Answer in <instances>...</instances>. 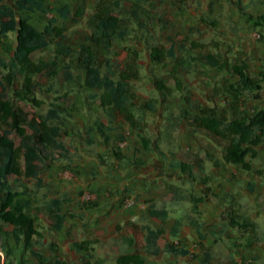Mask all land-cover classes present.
<instances>
[{"label": "crops", "instance_id": "crops-1", "mask_svg": "<svg viewBox=\"0 0 264 264\" xmlns=\"http://www.w3.org/2000/svg\"><path fill=\"white\" fill-rule=\"evenodd\" d=\"M51 1L48 0L46 6L54 11L43 15L51 16L49 22L56 21V26L60 21L66 22L72 18L84 17L86 15L85 10H91L90 3L92 5L93 1L95 5L90 15L92 17L97 5V0H85L89 6L87 5V8H84L82 17H76L73 6L76 7L77 1L81 0H76L74 4L70 2L56 8L51 6ZM122 2L125 9L129 10L131 8L128 0H122ZM242 3V0H240L238 5L242 7V18L248 27L251 30L264 31V28H256L248 23L244 13H250L247 7L242 6ZM260 7L257 16L250 15L258 17L264 14V3ZM65 8L70 9L72 12V16L67 20L62 19L57 12V10ZM155 9H157L154 10L155 14L164 19L166 27H161L158 22L150 27L146 26L145 23L144 25L134 23L135 31L124 39H116L113 50L110 54H107V57L108 55L119 54L117 44L119 42L124 43L123 53L119 57L122 58V62L125 61V63H122V67L118 68L113 62L116 57H111L110 60L107 58L104 69L90 76L76 64L71 65L73 80H68L65 72L62 75L63 81L72 85V90L80 91L83 95H86L84 99L82 96L79 102H76L72 98V93L70 94L68 89L64 90L63 95H68V98L61 101L68 102L67 104H61L63 110L66 111L65 114L72 116L79 112L83 116L84 123L89 126L88 128L93 127L97 121H100L109 137L108 142L98 132L92 135L86 133L85 139L88 141L89 148H94L97 143L109 146L114 141L122 143L128 148L130 140L135 139L134 141L138 143V147L141 149L139 153L144 157V161L140 162L139 165L133 164L132 153L134 149L127 154L121 150V157L116 154L110 164L103 163L102 165L99 162L102 147L99 150L89 151L85 155L81 153L84 157L83 163L77 169H73L74 182L65 186L66 197H55L65 199L62 206L63 227L61 231H53L50 238L45 237L43 245L35 250L42 253L47 261L42 262L25 250L40 264H56L57 260L66 261L70 264H83V260H87L91 264H118V258L124 254L141 255L145 260V264H201L205 259V253L199 247L201 243L210 249L212 257L219 264L223 262H228V264H264V176L258 173L256 167V160H264V147L259 149L258 158L252 161V171H245L241 167L226 164L223 161V156L220 158L222 161L221 166L216 168L206 160L205 153L199 156L201 160H204V170L201 171L198 167H194L191 175V173H185L181 169V164L193 163L181 159L176 154L179 147H183L182 141L184 139L193 140L194 138L193 129L183 118V114H190L192 108L199 110V103L195 101L194 97L189 96L194 89L192 90V87L184 79L180 80L178 72L186 70L185 74H188V72L198 71L201 67H204L216 70L232 79H237L239 83V78L231 77L220 69L206 65L203 59L210 55H221L230 64L243 63L239 60L231 63L228 60L229 58L220 51L199 55L197 50L201 46L198 42H179L172 35L168 37L170 45L163 44L157 35L162 31L169 30L171 24L167 22L158 5ZM198 19L201 24L208 25L214 30L217 29V22H215V26H212L210 22L214 21H210L203 16H198ZM203 19L207 22H204ZM185 23L189 27L190 22ZM47 24H45L44 29ZM86 24L85 21L80 23L85 27L81 28L83 31L82 37L74 40L68 36L69 44L76 51V57H79V52L73 44L82 46L89 43L91 31ZM145 26L149 29V33L145 30ZM11 34L15 35L17 47V34L15 32H10L4 38L10 37ZM134 35H138L136 45L132 42ZM254 37L261 39L262 35L255 33ZM158 44L166 49L174 47V56L163 63L155 62L151 57V47ZM194 44H197L196 47ZM140 45L141 47H139ZM129 50L137 51L139 55L140 80L130 84L131 93L136 94L137 100L134 106H129V110L136 116L141 132L129 124L120 129L113 118L102 110L99 102L103 75L110 68L114 80L118 81V74L127 69ZM61 61H63L65 67L68 65L66 59H61ZM168 61H172V75H176L182 82L184 92L174 90L173 98L175 101H169L162 94V88L159 87L155 89L160 95L158 102L148 100L138 103V94L132 88L134 83L141 82L146 75L155 76L158 71L161 73V67ZM249 63L248 61L245 62L251 76L259 77L264 74L253 75ZM260 64H263V62H260ZM180 77L182 78V76ZM194 86H197V84H194ZM55 93L58 94L59 92L56 91ZM184 95L190 97V103L184 99ZM230 100L228 98V102ZM254 100L262 104L260 109L264 108L262 100ZM94 101L97 103L96 106L92 105ZM95 111L100 113L97 118H95ZM180 111H182V115ZM173 114H175V117ZM108 128H110L109 131ZM139 135L147 139L150 143V149L145 148ZM151 136H154V138ZM90 139H93L91 144L89 143ZM154 141L158 143L164 141L169 147L164 146V144L161 145V148L153 147ZM62 173L60 172L58 175L62 176ZM87 176H89V179H87ZM62 178L69 179L70 177L63 174ZM86 195H91V199L86 200ZM193 197L204 199L202 203L197 205V213L194 210ZM151 210L167 211L168 217H153L150 215ZM237 215L250 219L255 224V229L241 230L238 227H233L230 217ZM127 223L137 226L138 230L133 231L130 228L127 234L126 230L129 228L126 225ZM145 227H149L153 231L165 230L168 232L158 240L156 250L147 247V233L143 229ZM175 228L179 231L174 236L170 232ZM256 236H259L262 240L258 242ZM84 241L95 242L91 246V257L89 259H87V253L78 252L73 248L74 243ZM51 243L56 244L55 254L49 249ZM3 244L5 245L6 241ZM8 244L9 248L12 249L24 247L23 244H17L13 239L9 240ZM182 251H188L189 254L183 255L180 253ZM3 254L0 250L1 257ZM0 264H6V260L1 258Z\"/></svg>", "mask_w": 264, "mask_h": 264}, {"label": "trees", "instance_id": "trees-1", "mask_svg": "<svg viewBox=\"0 0 264 264\" xmlns=\"http://www.w3.org/2000/svg\"><path fill=\"white\" fill-rule=\"evenodd\" d=\"M9 0H0V34L7 37L10 32L17 34V47L10 61L0 58V71L6 72L5 82L1 83L0 89V250L7 255L6 264H14L10 257L8 241L13 239L17 244H23L25 250L37 257L42 262L47 258L36 248L43 245L45 235L40 232L37 219L29 211L33 204V198L21 192L25 185H17L15 181L22 178H35L50 168L56 153L64 159L70 158V150L66 144L57 139L62 138L67 131L57 123L66 113L59 109L58 104H53L44 122L37 124L31 119L30 113L22 106L32 105L40 108L43 102L38 100L37 94H44L47 99L54 91L53 85L47 89L37 80L40 76L48 74L49 78L58 75L61 59H66L68 65L64 68L66 78L73 80L71 65L92 75L106 67L107 54L113 50L116 39H124L134 30L133 24L140 23L152 26L155 22L161 27H166L162 17L153 14L156 7L151 4L152 0H128L131 4L129 10L125 9L122 0H97L94 15L87 20V26L91 31L89 43L80 46L76 57L75 49L69 44L67 28L56 26V21L47 24L43 31L38 30L31 24L28 16L17 19L14 10L8 5ZM48 0H24V9L30 14L40 12L47 14L54 10L46 6ZM151 4V5H150ZM62 19L72 16L70 9L57 10ZM74 15L82 17L84 8H79ZM248 23L256 28H264V14L253 17L244 13ZM207 22V20H204ZM209 22V21H208ZM215 26V22H210ZM145 30L149 33V29ZM55 46V55L52 63L39 59L33 60L38 52H46L51 46ZM197 44H194L196 47ZM183 48V46H182ZM174 56V47L166 49L162 45L151 47V57L155 62L163 63ZM206 65L222 70L231 77L239 78V85L232 88L231 100L225 110L218 108H201L194 116L184 114V119L193 129L194 133L204 132L205 135L223 152V161L226 164L238 166L245 171H252V161L259 156V149L264 147V108L254 114H250L245 106L244 91L253 95V99L262 100L264 103V74L253 77L249 74L248 66L243 63L230 64L220 56H208L203 59ZM139 55L137 51H128L127 69L118 74V81L114 80L112 69L108 68L102 78L101 94L99 95L100 107L113 118L118 127L122 129L126 124L131 125L139 132L141 128L136 116L130 112L129 106H134L137 100L136 94L131 93L132 82L140 80ZM176 89L183 93L182 82L174 75ZM256 92H261L255 94ZM97 97V95H96ZM68 98L65 94L55 101L60 102ZM184 99L190 103V97L184 95ZM54 125L47 128V124ZM39 129V132H34ZM100 133L106 141L109 137L104 131V125L97 121L86 133L92 135ZM145 148L150 149V143L146 138L139 135ZM93 143V139L89 140ZM121 157L120 154H117ZM100 159H102L100 157ZM206 160L214 167L219 168L221 159L214 152H206ZM194 167L204 170V160L196 159L193 164L182 163L181 169L185 173H191ZM204 201L203 198L193 197L194 210L197 213V205ZM64 198H52L46 206V214L51 221L47 231L49 236L53 231H61L63 227L62 206ZM153 217L166 218L167 211L151 210ZM231 224L241 230L255 229V224L245 216H231ZM196 224V222H194ZM127 227L138 230V227L127 223ZM120 229V228H119ZM147 233L146 244L149 249L156 250L157 242L168 232L165 230L153 231L149 227L143 228ZM178 229H173L170 234L177 235ZM6 241V244L3 243ZM93 241L74 243L73 248L78 252L88 254L91 257ZM199 247L205 253V259L201 264H219L212 257L209 248L204 244ZM49 249L56 253V244L51 243ZM183 255L188 251L180 252ZM1 259V255H0ZM118 264H145L141 255L124 254L118 260ZM56 264H70L66 261L57 260ZM83 264H91L83 260Z\"/></svg>", "mask_w": 264, "mask_h": 264}, {"label": "rangeland", "instance_id": "rangeland-1", "mask_svg": "<svg viewBox=\"0 0 264 264\" xmlns=\"http://www.w3.org/2000/svg\"><path fill=\"white\" fill-rule=\"evenodd\" d=\"M239 1L240 0H152L151 4L158 5V8L165 15L167 22L171 24L169 30L160 32L157 37L167 46L170 45L168 41L170 35L179 42L185 41L191 43L196 41L201 46L197 50L199 55L220 51L229 58L228 60L231 63H234L236 60L241 61V63L248 61L250 62L249 66L252 74L258 76L260 73H264V31H255L248 27L247 23L242 18V7L238 5ZM70 2L74 4L76 0H52L51 6L54 8L62 7L64 4ZM77 2L76 7L75 5H72L74 12L81 7L87 8V5L89 6L85 0ZM242 2V6L247 7L250 14L257 16L260 10L259 7L264 3V0H242ZM7 3L14 10L17 19L21 16H28L31 19L32 24L39 29H44L45 24L51 20V16L43 15L41 13L30 14L26 12L24 9V0H9ZM94 5L95 3L92 1V5L90 3L91 10L86 9V15L84 17L72 18L66 22L60 21L58 26L66 27L68 29L67 36L74 40L75 38L82 37V29L85 27L80 25V23L82 21L87 22L93 12ZM154 10L157 9L154 8L152 10L153 14L156 13ZM184 13L186 14L185 16L183 15ZM194 13H196V15H194ZM198 16H203L210 21L217 22V29L214 30L208 25L201 24ZM182 20H184V22H182ZM185 22H190L189 27L186 26ZM255 33H260L262 38H255ZM137 40L138 35H134L132 39L134 45H136L135 43ZM123 44L120 42L117 44V50L120 51L119 54L116 53L117 55L113 54L110 56L108 55L107 57L109 60L111 57H116L113 62L118 68L122 67V63H125V61L122 62V58H119L123 53ZM73 45L79 50V44ZM139 47H141V45ZM15 49V35L11 34L10 37L4 38L0 34V58L10 61L14 56ZM54 55L55 46L52 45L48 51L36 53L33 56V60L38 61L39 59H44L45 61L52 63ZM260 62H263V64H260ZM60 64L61 66L58 70L57 76L49 78L50 76H47L48 74L46 73L37 78V80L44 85L45 89L51 85L54 87V91L49 94L48 99L40 92L37 94L38 100L43 102V105L40 108L32 105H22L30 113L31 119L37 124L44 122L48 111L51 108H54L53 104H58L59 109H63L62 105L68 103L61 101L57 103V101H55V98L63 96L64 90L68 89L69 91H67L70 94L72 93V98L75 99L76 102H79L82 96L83 99L86 97V95H83L80 91L72 90V85L66 84L63 81L62 75L64 74L65 66L63 65V61H61ZM196 66H198V64H196ZM172 69V61H168L161 67V73L158 71L155 76L146 75L141 82L134 83L132 88L133 91L138 94V103L148 100L158 102V100H160V95L155 89L159 87L162 88V94H164L167 100L175 101L173 94L175 93L174 90H176V85L173 77L174 74L172 75ZM185 71L186 70L180 71V73L178 72L179 78L180 80L184 79L186 83L192 87V90L194 89L189 96L196 99L195 101L199 103V109L204 107H216L219 110H225L227 108V102L228 98L231 97L230 92L232 91V88L239 85L237 79H232L216 70L204 67H201L198 71L194 70L193 72H188V74H185ZM5 76L6 72L0 71V89L2 88L1 83L5 82ZM180 76H182V78ZM194 84H197V86H194ZM56 91L59 93L56 94ZM243 91L244 97H242V99L245 101V106L250 114H254L262 108V104L253 99L254 94L245 92V90ZM255 94L261 96V92H256ZM92 105L96 106V101H94ZM95 112V118L99 117V111ZM192 112L189 114L190 116H194V113L195 115L198 113L195 108H192ZM180 114H183L182 111H180ZM173 116L175 117V114H173ZM57 124L67 131L63 134L62 138L57 140H60L67 145L70 150V158H61L57 152L54 161L48 170L35 178H22L19 181H15V184L17 185H25V188L20 189V191L23 192L27 190L26 195H30L33 198V204L29 213L37 219L40 232L48 238H50V236L47 234V231L51 225V221L46 214V206L52 198L58 196L66 197L64 191L65 186L74 182V177L72 176V173H74L73 169H77V167L83 163L84 157L82 154L85 155V153L87 154L89 151H94L95 149L99 150V148L102 147L100 153L102 159L99 160L102 165L103 163L110 164L112 158L116 157V154L122 155V151H125L127 154L134 149V152L132 153L133 164L139 165L140 162L144 161V157L139 153L141 149L138 147V143L134 141L135 139L130 140L131 142L128 148L117 141L112 142L109 146H106L103 143H97L94 148H89L87 145L88 141L85 139L87 136L86 131L89 126L84 123L83 116L79 114V112L72 116L69 114L63 115ZM53 125L54 124L50 122L46 126L49 128ZM109 130L110 128H108V131ZM34 132H39V129H35ZM151 137L154 138V136ZM193 137L195 139L193 138V140H191L188 138L182 141L183 147H179L178 153H176L181 159L194 163L196 159H200L199 156L201 154H205L207 151L216 153L219 158L223 156L222 150L218 148L204 132L200 131L199 133H194L193 131ZM163 144L164 146L166 145V147H169L164 141L161 143L154 141L153 147L161 148V145ZM256 164L258 173L264 176V160L258 159L256 160ZM60 172H63L62 176L58 175ZM63 174L68 175L72 179L62 178ZM87 179H89V176H87ZM129 229L130 228H127L126 230L127 234ZM256 240L260 242L262 239H260L259 236H256ZM9 250L11 252L10 257L14 260L15 264H40L30 255V253L25 251L23 246L14 249L10 248ZM1 258L7 261L6 254H3ZM220 264H228V262Z\"/></svg>", "mask_w": 264, "mask_h": 264}, {"label": "built area", "instance_id": "built-area-1", "mask_svg": "<svg viewBox=\"0 0 264 264\" xmlns=\"http://www.w3.org/2000/svg\"><path fill=\"white\" fill-rule=\"evenodd\" d=\"M85 199H86V200L91 199V195H86V196H85Z\"/></svg>", "mask_w": 264, "mask_h": 264}]
</instances>
